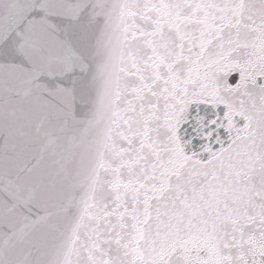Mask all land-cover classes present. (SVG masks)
Here are the masks:
<instances>
[{"label":"snow or ice","instance_id":"snow-or-ice-1","mask_svg":"<svg viewBox=\"0 0 264 264\" xmlns=\"http://www.w3.org/2000/svg\"><path fill=\"white\" fill-rule=\"evenodd\" d=\"M0 264H264V0H0Z\"/></svg>","mask_w":264,"mask_h":264}]
</instances>
